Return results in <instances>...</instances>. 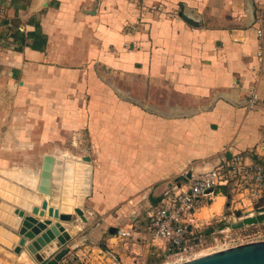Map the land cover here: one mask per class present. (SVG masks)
<instances>
[{
	"label": "crops",
	"instance_id": "obj_1",
	"mask_svg": "<svg viewBox=\"0 0 264 264\" xmlns=\"http://www.w3.org/2000/svg\"><path fill=\"white\" fill-rule=\"evenodd\" d=\"M136 2L0 0L7 10L0 22V150L32 149L37 187L44 156L89 149L81 157L91 166L90 213L101 224L82 223L88 236L78 242L108 248V264H151L159 253L166 259L163 243L142 245L140 210L154 207L165 184L186 176L189 165L208 170L220 150L246 154L264 137V108L245 109L251 87L264 101L251 20L264 12V0H145L162 11L142 17ZM139 18L127 33L125 25ZM119 79L129 92L115 90ZM51 148L59 151L45 150ZM25 156L0 151V171ZM215 197L222 209L225 196ZM15 207L3 211L19 224ZM111 212L115 225L103 217ZM121 218L135 220L143 243L117 244ZM17 239L8 241L0 264H25L24 252H12ZM56 252L40 264L55 263Z\"/></svg>",
	"mask_w": 264,
	"mask_h": 264
},
{
	"label": "built area",
	"instance_id": "obj_2",
	"mask_svg": "<svg viewBox=\"0 0 264 264\" xmlns=\"http://www.w3.org/2000/svg\"><path fill=\"white\" fill-rule=\"evenodd\" d=\"M136 9L138 17L146 13L162 11L161 5H147L145 0H137ZM6 14V7L0 3V22L5 19ZM138 24H141L140 18L135 24L125 27L126 32H134ZM252 25L255 27L254 34L257 41L255 53L257 72L262 73L264 71L262 10L255 12ZM257 107L264 108V101L258 98L255 89L251 87L247 91L245 109L251 111ZM61 159L65 161L69 157L64 156ZM71 161H79V159ZM82 172L86 178L88 172L86 170ZM189 173L190 177L184 183L166 186L156 205L145 213L144 241L150 246L156 243L165 245L164 264H182L199 258L201 228L204 223L197 218V214L201 208L210 206L221 190L228 189L229 202L226 208L230 213L228 217L233 220L234 212L237 210L244 209L245 212L251 213L258 209L256 205L264 201V137L246 154L231 153L230 149H222L214 167L198 173ZM185 174L182 175L183 179L186 177ZM134 221L133 219L131 223L116 229L115 238L118 241L134 238L137 234L132 224ZM261 241H264V233L257 231L252 235L237 237L231 240L232 245L217 250Z\"/></svg>",
	"mask_w": 264,
	"mask_h": 264
},
{
	"label": "rangeland",
	"instance_id": "obj_3",
	"mask_svg": "<svg viewBox=\"0 0 264 264\" xmlns=\"http://www.w3.org/2000/svg\"><path fill=\"white\" fill-rule=\"evenodd\" d=\"M134 8L135 10H137L136 7ZM133 24H135V22H130L127 25H125V27H127L128 25H133ZM105 72H106V75L113 76L110 70H106ZM119 80L121 81L120 82L121 86L116 85L117 89L115 90L120 91L121 89V92H129L130 85L128 84V81L126 79H119ZM126 96H128V94ZM76 139L83 140V135L76 136ZM45 150H47L49 154H55V150L59 151V149H56V148L45 149ZM88 150H89L88 148L73 147V148L67 149V151L65 152H67L66 154L69 157L68 160L79 159L78 162H81L82 161L81 156L86 155L88 153ZM0 151L1 153L2 152L7 153L12 158L22 155V153H25L26 155L24 163L22 162L12 163V165H9L11 169H4L0 171V214H2V216L0 217V254H1V253H4L3 250L6 247H10L11 242H8V241L10 239L11 240L15 239L14 236H17V229H18L17 220L15 219V221H12L10 219H7V216H5L3 210L4 209L10 210V203L12 201H15L16 203L19 201H23V198L25 197V195H27L28 193H32L33 190L36 193L37 187H34L33 190L26 189L25 187L21 186L22 182H19L18 179L16 180L12 178L13 176L20 178L21 175L17 173L20 170H23L24 173L28 172V173H25L28 176L31 173H33V171L35 170L34 168L35 165L32 162H30V157H29L30 155L33 154L32 149L26 148L23 150V149H18V148H10L8 150H4V151L0 150ZM220 151L211 159L210 161L211 166L208 169L214 167ZM84 164L88 165V167L84 166L87 169L86 172H88V174L86 175V178L84 177V180L85 179L88 180V183L85 182V185L89 187L90 180H91V169H90L91 166L89 167V164L85 162ZM189 167L191 168L187 172L198 173L202 171L200 170L202 168V165L200 164L199 165L192 164V165H189ZM74 172H75L74 181H72V195H73L72 197L74 198V201H75L74 205L83 211V214L85 218H87V220L89 219V221L91 222L98 220L97 222L101 224V220L99 219L100 218L99 214L90 213V210L94 208L93 205L90 203L91 187L89 189L90 190L89 193L84 195L82 197V200L79 203H76V199L78 195L76 194L75 191H81L80 189H77L76 186L84 185V182H79L78 178H80V175L76 174L77 172H82V171L80 169H77ZM182 175H184V172L181 173V176ZM32 176L33 175H30L31 178ZM18 183L19 184L21 183V184L19 185ZM65 184H67V181H65ZM171 184H173V181H168L165 184V187L166 186L170 187ZM220 194L225 196L226 203H225V206L219 211V213L216 214L217 217L213 218L208 213L209 206L202 209L201 212H199L198 214L199 218L206 219L205 221H203L204 226L201 228V247L198 250L199 255L210 253L223 246L225 247L228 245H232L231 240H234L237 237L252 235L257 231L260 233H264V216H263L264 215V201L256 205L258 209H256L254 212L248 213V212H245L244 209L242 211L241 210L235 211L234 212L235 219L233 220L232 218L228 217L230 213L226 208L227 203L229 202L228 189L221 190ZM147 210L148 209L146 208L144 210H140L139 219H142L145 217V213ZM103 214L104 213L102 212L101 216ZM103 217L107 218V223H108L107 225H115L113 222L114 221L113 212L107 213ZM247 219H254V222L247 223L246 222ZM127 220L128 219L121 218L120 226L129 224ZM232 223H235V226H236L235 229H230V225ZM3 225H4V228L1 227ZM63 226L67 230L68 233L70 232L72 234V236L70 235L71 236L70 241H68L64 245H61L60 247L55 249L57 250L56 253H58L57 256H59V259L55 258V264H108L109 263V261H105L106 258H110L109 255H105L106 257L104 259L103 258L100 259L102 257V254H106V251L108 250V248L99 244V247H97L99 249H96V247L92 243H89V241H87V243H81V244L80 242H78L79 241L78 238L80 236L82 237L83 234L88 236V233H87L88 230L86 226L82 225V222L76 217V215L73 212L71 213L70 221L67 222L66 224H63ZM139 241H142L143 243V240L138 239V236L136 234L132 240L122 241V242L117 240V244H124V243L136 244V242H139ZM144 244H145V241L142 245ZM108 245L112 246L111 243H108ZM45 248L46 246L41 250H44ZM23 252L25 255L22 256L20 260L21 263L39 264L37 260L33 256H31L27 250ZM154 258L155 260L152 261L151 264H163L164 261H166L165 257H163L161 253H159L157 256H154Z\"/></svg>",
	"mask_w": 264,
	"mask_h": 264
},
{
	"label": "water",
	"instance_id": "obj_4",
	"mask_svg": "<svg viewBox=\"0 0 264 264\" xmlns=\"http://www.w3.org/2000/svg\"><path fill=\"white\" fill-rule=\"evenodd\" d=\"M253 18L251 19L252 24ZM82 161H64L60 157L52 156L43 157L38 175L36 194L28 193V197L25 195L23 201L17 203L12 201L10 203L16 206L12 210V214L19 220L18 239L12 250L13 254L18 256L27 250L40 264L44 261V258L40 257L41 249L53 242L54 233L65 232L67 235L65 241L61 242L57 248L71 240V236L68 235L67 230L63 226V224L70 221L71 214H62L59 208L62 197L66 194L64 187L66 185L65 169L71 166L74 171L77 169L87 171L83 164L84 162L89 163V159L82 158ZM86 167H88L87 164ZM74 171L73 178L70 181H74ZM189 177L190 173L184 179L175 180L174 183H184ZM79 182H84V185H77L76 188L81 190L83 196L88 194L87 189L89 187L85 185L88 180L83 179ZM33 198L38 203L33 202ZM72 212L82 223H87V219L80 208L74 207ZM235 227V223L230 225V229H235ZM109 232L111 234L114 233V229H110ZM49 234L51 237H48ZM182 264H264V241L217 250Z\"/></svg>",
	"mask_w": 264,
	"mask_h": 264
},
{
	"label": "bare ground",
	"instance_id": "obj_5",
	"mask_svg": "<svg viewBox=\"0 0 264 264\" xmlns=\"http://www.w3.org/2000/svg\"><path fill=\"white\" fill-rule=\"evenodd\" d=\"M83 165L86 166V164H83ZM73 171H74V169L71 166H68L65 169L67 184L64 187L66 190V192H65L66 194L64 195V197H62L61 205L59 208V211L62 214H71L74 207H76L74 205L75 204L74 198L72 197V181H70L73 178ZM76 174L80 175V178H78L79 181H82L84 179V173L83 172H77ZM12 178H14L16 180L18 179L20 182H22L24 187H28L30 189H33L36 186V182H37L36 178H33V177L31 178V177H28L26 175L25 176L21 175L20 178L13 176ZM76 194L78 195V197L76 199V203H79L82 200L83 195L81 194V191H76ZM26 196L28 197V194ZM33 202L38 203V201L34 198H33ZM221 205H222V199L219 197H215L214 203H212L209 206L208 213L210 215L218 213L219 210L221 209ZM1 216H2V214H0V217ZM68 235H69V233H68ZM48 237H51V235L49 234ZM53 237H54V240H52L53 242L51 244H48L46 246V248L40 252V257L45 258L47 255L51 254L61 242L65 241V239L67 238V235L65 232H62L60 234L54 233ZM204 255H207V254H201L199 257H202Z\"/></svg>",
	"mask_w": 264,
	"mask_h": 264
},
{
	"label": "trees",
	"instance_id": "obj_6",
	"mask_svg": "<svg viewBox=\"0 0 264 264\" xmlns=\"http://www.w3.org/2000/svg\"><path fill=\"white\" fill-rule=\"evenodd\" d=\"M246 222L247 223H252V222H254V219H247ZM47 264H55V263L52 262V263H47Z\"/></svg>",
	"mask_w": 264,
	"mask_h": 264
}]
</instances>
